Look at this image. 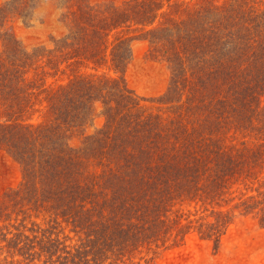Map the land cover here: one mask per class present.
<instances>
[{
    "label": "trees",
    "instance_id": "obj_1",
    "mask_svg": "<svg viewBox=\"0 0 264 264\" xmlns=\"http://www.w3.org/2000/svg\"><path fill=\"white\" fill-rule=\"evenodd\" d=\"M37 1L0 7V149L23 173L0 264H154L193 231L218 248L238 216L264 226V0H65L68 31L30 50L6 22ZM136 38L170 66L156 98L125 80Z\"/></svg>",
    "mask_w": 264,
    "mask_h": 264
},
{
    "label": "rangeland",
    "instance_id": "obj_2",
    "mask_svg": "<svg viewBox=\"0 0 264 264\" xmlns=\"http://www.w3.org/2000/svg\"><path fill=\"white\" fill-rule=\"evenodd\" d=\"M5 1L0 0V7ZM89 1L121 4L125 0ZM36 3L32 20L27 21L13 16L7 20L6 26L27 49L31 50L37 46L52 48L54 40L64 35L71 25V22L63 17L67 10L66 2L65 0H38ZM72 3L74 4L75 0H72ZM170 76L169 64L150 53V45L146 39L133 40L132 56L124 74L130 88L143 98H156L166 91ZM56 81L57 77L48 78V83H56ZM145 103L155 105L149 101ZM44 113L45 110L42 108L32 116V121H41ZM102 124L103 117L98 109L91 124L84 130L73 132L71 144L75 147L80 146L85 136L93 133ZM22 178L21 165L8 152L0 149V196L9 188H17ZM183 209L185 211L190 209L193 212L196 210L187 204L183 206ZM154 251H144L141 256L153 259L154 264H264V226L251 216H238L222 236L218 248H215L213 241L202 239L196 231H193L183 241L154 249ZM134 261L141 262V259L138 256ZM135 263L129 262V264Z\"/></svg>",
    "mask_w": 264,
    "mask_h": 264
}]
</instances>
